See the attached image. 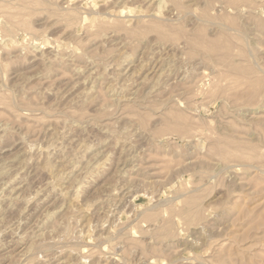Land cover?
<instances>
[{
	"label": "rangeland",
	"instance_id": "rangeland-1",
	"mask_svg": "<svg viewBox=\"0 0 264 264\" xmlns=\"http://www.w3.org/2000/svg\"><path fill=\"white\" fill-rule=\"evenodd\" d=\"M0 264H264V0H0Z\"/></svg>",
	"mask_w": 264,
	"mask_h": 264
},
{
	"label": "bare ground",
	"instance_id": "bare-ground-1",
	"mask_svg": "<svg viewBox=\"0 0 264 264\" xmlns=\"http://www.w3.org/2000/svg\"><path fill=\"white\" fill-rule=\"evenodd\" d=\"M233 157V156H232Z\"/></svg>",
	"mask_w": 264,
	"mask_h": 264
}]
</instances>
